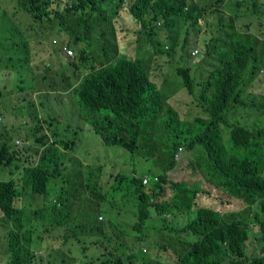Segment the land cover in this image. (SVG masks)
Wrapping results in <instances>:
<instances>
[{
	"label": "trees",
	"instance_id": "1",
	"mask_svg": "<svg viewBox=\"0 0 264 264\" xmlns=\"http://www.w3.org/2000/svg\"><path fill=\"white\" fill-rule=\"evenodd\" d=\"M16 2L21 11L30 16L32 27L21 31L12 28L9 32L21 39L18 47L24 58L19 62L29 60L33 40L37 45H44V35L52 38V44L68 59L62 71H73L74 77L65 82V75L57 64L55 70L42 76L41 86L50 79L49 85L57 92H74L78 97L75 102L78 111L104 145L123 148L150 165L141 172L133 165L136 173L124 177L115 187L113 196L116 192L134 207L121 213L124 220L108 223L111 235L104 232L101 210L94 211L89 218V233L100 237L94 243L102 254L98 260H104L103 264H155L156 258H173L177 264H264V118L260 120L252 115L254 121L243 122L251 106L245 95L264 68V55L258 54L255 47L260 43L264 48V42L249 32L240 33L237 28L229 38L224 36L228 22L235 28V20L230 14L224 17L225 13L218 9L219 0L215 3L212 0ZM227 7L230 11L245 8L246 14L237 15V22L245 17L254 19L253 15L258 18L264 15V0H228ZM128 12L146 33V36L138 32L130 34L129 39L136 44L139 36L151 40L158 27H170L180 18L188 25V35L203 31L219 33L221 38L214 36L207 43L210 55L223 39L229 43V50L216 58L217 66L205 74L206 80L202 83L192 75L191 66H179L177 74L183 84L178 83L173 90L175 95L169 97L145 68L143 59L122 55L118 40H109L110 31L105 25L111 22L110 30L117 37L123 31L122 22ZM25 20L20 15V23ZM79 27L84 28L83 32L79 33ZM245 28L249 29V25ZM63 34L67 40H63ZM93 35L94 41L91 40ZM167 38L164 48L157 44L158 52L172 57L177 48H181L182 59L191 58L187 38L181 47L175 38L171 39L168 34ZM67 48L74 51L73 56L67 54ZM10 49L8 43L0 45V64L12 60L7 59ZM100 51L107 56L105 60L99 56ZM47 65L49 67V63ZM5 80L0 82V97ZM199 84L201 86L195 88ZM182 90H187L189 96L198 101L208 117L185 120L189 117V108ZM31 105L35 108L33 103ZM233 112L243 115L242 118L230 117ZM8 115L12 114L0 109V121ZM33 115L30 128L26 122L29 117L25 116L19 119L18 127L9 128L3 122L0 128V260H8L5 264H81L73 254L62 253L61 245L68 239L62 241L60 231L53 234L66 225L73 233L70 214L59 211L61 204V210L64 208L62 197L57 198L59 206L47 198L54 180L64 175L61 170L71 162L66 151L73 149L76 141L60 139L53 122L40 119L35 109ZM249 117L250 114L246 119ZM234 119L235 122H231ZM223 127L229 133L234 152H229L225 146ZM18 137L32 138L37 148L17 150L21 148L16 145V141L21 140L14 141ZM197 147L202 151L195 157L196 165L190 164L192 179L172 181L169 173L178 166L183 149L192 152ZM255 148H260L261 154L247 158V152ZM8 173L11 177L7 179ZM15 174L17 179L12 177ZM144 175L149 177L148 184L143 183ZM85 188L83 183L82 191ZM167 189L171 191L168 199ZM200 194L221 200L223 205L218 209L195 208ZM224 194L231 199H223ZM97 197L106 202L101 195ZM232 199L242 201L246 207L240 211L233 210L236 206L226 209V203L232 206ZM46 213L52 214L53 222L44 231H37L35 222L45 221L42 216ZM176 219L178 225H173ZM127 224L128 231L125 230ZM252 224L259 230L255 231ZM71 237L82 244L79 237L73 234ZM127 238L133 240V247H127ZM248 242L259 247L260 252L248 254ZM175 243L182 244L183 249L176 248ZM112 244L114 247L110 249ZM118 248H123L124 252L118 254ZM125 254L130 257L128 263L124 260Z\"/></svg>",
	"mask_w": 264,
	"mask_h": 264
},
{
	"label": "rangeland",
	"instance_id": "2",
	"mask_svg": "<svg viewBox=\"0 0 264 264\" xmlns=\"http://www.w3.org/2000/svg\"><path fill=\"white\" fill-rule=\"evenodd\" d=\"M215 1L216 0H212L214 3ZM219 1L220 4L218 9L225 13L224 17L227 16V14H230L235 20V28L232 27L231 22H228L224 36L229 38V36L232 34V31L236 30L237 28L240 33L246 34V32H249L251 35L259 37L261 41H264V15H262L261 18H258L257 16L255 17L253 15L254 19L245 17L237 22V15L242 16L246 14L245 8H240L238 11H235L231 8L230 11L227 7L228 0ZM20 15L26 18L24 22L20 23ZM28 17L30 16L27 13L21 11V7L18 5L16 0H0V45L3 43H8L11 45V49L8 50L10 55L7 56V59H12L4 60L0 64V82L1 79H7L3 82V85L7 86L8 89L7 90L5 86H3V96L0 97V109L6 110L12 114L11 116L8 115L2 118L0 121V128L2 129L1 125L3 122H5L6 126L9 128L18 127L21 123L19 119L24 116L29 117V121L26 122L30 128L33 124L31 117L34 116L33 111L35 109L37 115L41 116L40 119L45 118L54 123V129L59 132L60 139L64 141L73 139L76 141L74 148L66 151L67 159L71 162L61 170L64 175L54 180L50 187L47 198L50 200L56 199L59 196L62 197V202L65 209L63 208L61 210L63 207L61 204L59 211H64L67 214L69 213L72 220L71 230L73 233L68 230L67 225L57 228L53 232L55 235L58 231H60L59 237L64 242L68 239V242H65L64 246L61 245L62 253L68 256L73 254V256L79 258L80 261L84 259H94L95 256L98 255L93 251L95 248L94 243L98 242L100 237L89 233L88 227L90 224L88 220L94 215V211L99 210V208L96 205V201L93 199V193H95L96 190L94 191L92 189L85 188L82 191L83 183H86L90 174H96L97 176H100L109 172L116 173L113 170H117L122 175H130L129 166L137 165L138 171L141 172L143 170H148L150 165L141 157L133 156L130 152L123 148L104 145L101 138L92 131L89 122L84 119H79V111L75 103L78 97L74 92H57L54 87L49 85L50 79L46 81L47 84L44 83V86H41L43 75L50 74L58 67L57 64L59 65L61 72L65 66L63 63L66 60L68 61V59H66L64 55L59 52V48L55 44H52V38L44 35V45H37V43L33 40L31 46L29 47V60H23L22 62H19V59L24 58L20 47H18L21 39L18 35L13 36L9 32L12 28L18 29L19 31L32 28ZM110 24L111 22L105 25V27L109 28L110 31L109 40H118L119 49L121 50L122 55L127 54L132 58H139L140 60L143 59V65L149 70L150 74H152L156 80L161 78L162 71H168V80L176 85L178 83L183 84L182 77L177 74V68L179 66H191L192 75L197 82L202 83L203 80H206L205 74H207V72L213 71L217 66L218 62L216 58L220 56L221 52H227L229 50V43L223 39V41L218 43L219 46L215 49V52L210 55L208 53L209 48L207 47V43L214 36L221 38L219 33L213 35L212 33L203 31L201 34H195L191 32L188 35V25L180 18L176 19V21H174L170 27H158L157 33L151 37V40L139 36L138 44L134 43L133 39H129V36L125 37L122 33L115 37L116 33L110 30ZM246 25H249V29L245 28ZM83 29V27H79V33L83 32ZM131 31L138 32V34L146 36L144 29L137 24L131 29ZM29 33L34 35L33 31H29ZM167 34L171 39L175 38L179 42L180 47L187 38L189 41L188 50L191 52V58L187 60L182 59L181 48H177L175 54L172 57L166 53L161 54L158 52L160 47L164 48L166 45L164 41H168ZM94 37V35L91 37L92 41H94ZM62 38L63 40H67L65 34H63ZM159 39L160 42H158ZM157 44H160L161 46L158 48ZM93 49L97 50V46L93 45ZM195 49H199L200 51V54L196 57L192 55V52ZM255 50L258 52V54L264 55V48L260 43L256 45ZM71 51L74 54V51ZM100 52H98L99 56L103 53L102 51ZM101 58L105 60L107 56L103 55ZM48 63L49 67L47 65ZM61 74L65 75V82L70 80L71 77H74V72H70L69 70L66 72L62 71ZM33 84H35L34 87H32ZM46 85L48 86L46 87ZM197 86H201V84L195 85V88ZM181 93H185L184 100L189 108V117L188 119L184 118L185 120L190 121L195 117H208V114L199 104L191 108L192 105L195 102L198 103V101H196L195 98L189 96L187 90H182ZM208 96L211 97L210 94H208ZM245 96L247 103L251 106L250 108H247L243 122L251 123V121H254L252 115H255L260 120L262 117L264 118V72L259 74L254 85L247 91ZM198 97L200 99V95H198ZM200 100L202 101L204 98L201 97ZM32 103L34 104L35 108L31 105ZM252 103L255 105L253 106ZM244 108L246 109V107ZM48 109L50 110L49 112ZM247 111L251 115V118L249 117V119H246V116L249 115ZM242 116L243 115H238L236 112L230 114V117L235 119L242 118ZM235 119L231 120V122H235ZM223 137L226 148L229 150V152H234V145L230 139L227 129L224 127ZM21 138L18 137L14 140H21L24 143L23 147L16 148L17 150L21 149L22 151H27L30 149V151H34L37 148V144L32 138L29 140H22ZM11 143L15 144L13 141H11ZM201 151V147H197L192 152L183 149L182 155L178 159V166L175 170L169 173V178L172 181L179 182L192 179V177L189 175V173L192 171L190 164L193 163L196 165L195 157L198 156ZM260 154L261 149L255 148L249 150L246 154V157H257ZM74 159L76 164L74 163ZM77 159L79 160V164H77ZM100 168H102V172H100ZM198 170L200 173H202L200 169ZM15 176L16 174L12 177L14 178ZM9 177L11 176L8 173L5 178L8 179ZM64 177H66V179ZM94 184L95 181H91V185L93 186ZM103 193H105V190L101 188L98 194ZM170 195L171 192L167 189L166 199H168ZM113 198L114 196H108L106 202L101 203L100 210L107 218V221H104L103 219L105 223H115L114 214L108 209L107 204V202L112 201ZM223 199L229 201L231 198L228 194H224ZM232 200V206L226 203V209L236 206L233 210L240 211L246 207V204L242 201L236 199ZM197 203L199 207L215 209H218L223 205L221 200L216 201L203 194L198 196ZM42 218L45 221L37 220L35 222V225L38 226L37 231H44L50 226L49 224L53 222L52 214L46 213L42 216ZM124 219L125 216L121 214L118 216L117 220L122 221ZM80 225L83 227H81L80 230H77L76 227ZM252 226L255 231L259 230L258 226L254 224H252ZM125 230L128 231V224L125 226ZM105 231L111 235L110 226L105 227ZM72 234L75 237H79L82 244L77 243L76 240L74 242L71 237ZM161 239L166 240L164 237ZM126 241L127 247H133L132 245L134 242L131 238H127ZM1 242L2 238H0V243ZM79 246L82 248L81 252H79ZM113 247L114 244L110 245V249H113ZM175 247L181 250L183 249V245L180 243H175ZM83 248L86 250L84 251ZM246 248L248 250V254L250 251L251 253L254 252L255 254L260 252V250L257 251L259 247L250 245L249 242L247 243ZM116 252L118 254H122L124 249L118 248ZM123 257L128 263L130 257L126 254ZM252 259L254 258L252 257ZM155 260L157 261L155 264H177L173 258H156ZM5 261L6 259H3V262ZM0 262L2 261L0 260Z\"/></svg>",
	"mask_w": 264,
	"mask_h": 264
},
{
	"label": "crops",
	"instance_id": "3",
	"mask_svg": "<svg viewBox=\"0 0 264 264\" xmlns=\"http://www.w3.org/2000/svg\"><path fill=\"white\" fill-rule=\"evenodd\" d=\"M136 24H137V22L130 15V12H128V15L126 17V20L122 22L123 32H121V33L125 37L130 36V34H132V32H133V31H131V29L134 28ZM165 43L167 44L168 41L165 42ZM102 56H103V54L100 55V57H102ZM168 75H169V72L168 71H162L161 78L159 80H156L155 78L154 79H155L156 83H158V86L161 87V88H163L164 89L163 91L166 94L168 93V96L170 97V96L175 95V92L173 90L177 88V85L174 84V83H172V82H170L168 80V78H167ZM195 103L192 105L191 108H193L194 106H197L199 104V103H196V105H195ZM79 119L86 120L82 116L80 110H79ZM77 164H79V160L78 159H77ZM132 168H133V165L132 166H129L130 176H132V175H134V173H136L135 171H133ZM101 169L102 168L99 169L100 172H102ZM113 171H115L116 173L109 172V173H106V174L100 175V176H97L96 174H90L88 176V178H87L86 183H85L87 189H92V190L95 191L98 188L96 190V192L93 193V196H94L93 199L96 201V205L99 208V210H100V207H101L102 198H101V201H99V198L97 196L98 195H101L105 200L107 199L108 196H113L114 189L118 185V183H120L124 177H128L129 176V175H122L117 170H113ZM143 171H145V170H143ZM118 174H119V176L116 179L114 176H116ZM143 178L147 179L149 177H147L146 175H144ZM143 178H142V180H144ZM91 181H95V184L93 186L91 185ZM101 188L105 190V193L98 194V192H99V190H101ZM116 194L117 193L115 192V197L112 199V201H108L107 202L108 209L114 214L115 220L118 219V216H120L123 211L129 210V209H131V208L134 207V205L127 204L126 201H123L122 198L119 195H116ZM195 208H199L197 201H196V207ZM99 210H95V211H99ZM100 219L102 221H103V219H104V221H107V218L104 215ZM173 225H178V220L177 219H176V221L173 222ZM107 226H110V225L108 223H105V226H104V232H105V234H108V232L105 231V227H107ZM88 229H90V228L88 227ZM110 229H111V227H110ZM164 236L166 238H168L167 237V234L165 232H164ZM93 251L96 252L98 255H96L94 259H89V260L84 259V260L80 261L81 264H103L104 260H98V257L102 255L101 252L97 250V247H95ZM7 261L8 260H6L5 262L2 261V262H0V264H5ZM74 264H79V263L76 262Z\"/></svg>",
	"mask_w": 264,
	"mask_h": 264
},
{
	"label": "built area",
	"instance_id": "4",
	"mask_svg": "<svg viewBox=\"0 0 264 264\" xmlns=\"http://www.w3.org/2000/svg\"><path fill=\"white\" fill-rule=\"evenodd\" d=\"M66 52H67V54L69 56H73V52L70 49H66ZM198 54H199V50L198 49H196V50L193 51V55L194 56H197ZM16 145L21 147L23 145V142L22 141H16ZM143 183L144 184H148L149 183L148 182V178L147 179H144L143 180Z\"/></svg>",
	"mask_w": 264,
	"mask_h": 264
},
{
	"label": "clouds",
	"instance_id": "5",
	"mask_svg": "<svg viewBox=\"0 0 264 264\" xmlns=\"http://www.w3.org/2000/svg\"><path fill=\"white\" fill-rule=\"evenodd\" d=\"M159 25H160V22L158 23V26H159ZM255 37H256V36H255ZM257 38L259 39V37H257ZM259 40H260V39H259ZM260 41H261V40H260ZM262 42H264V41H262ZM166 49H168V47H166ZM195 50H196V49H195ZM198 50H199V49H198ZM199 54H200V51H199ZM199 54H198V55H199ZM192 55H193V52H192ZM198 55H197V56H198ZM193 56H194V55H193ZM195 57H196V56H195ZM261 72H264V70H262ZM261 72H260V73H261ZM258 76H259V75H258ZM201 107H202V106H201ZM23 145H24V143H23ZM23 145H22L21 147H23ZM53 201H54V203H55L57 206H59V203H60V202L57 200V198H56V199H53Z\"/></svg>",
	"mask_w": 264,
	"mask_h": 264
}]
</instances>
